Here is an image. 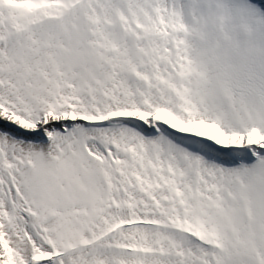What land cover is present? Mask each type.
<instances>
[{
	"label": "snow or ice",
	"instance_id": "obj_1",
	"mask_svg": "<svg viewBox=\"0 0 264 264\" xmlns=\"http://www.w3.org/2000/svg\"><path fill=\"white\" fill-rule=\"evenodd\" d=\"M0 264H264V0H0Z\"/></svg>",
	"mask_w": 264,
	"mask_h": 264
}]
</instances>
